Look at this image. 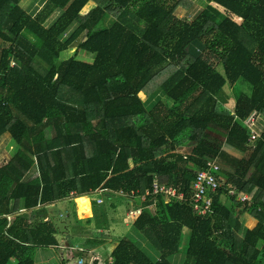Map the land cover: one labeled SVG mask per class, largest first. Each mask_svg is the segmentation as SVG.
<instances>
[{
  "label": "trees",
  "instance_id": "trees-1",
  "mask_svg": "<svg viewBox=\"0 0 264 264\" xmlns=\"http://www.w3.org/2000/svg\"><path fill=\"white\" fill-rule=\"evenodd\" d=\"M23 1L0 0V138L17 147L0 165V264H37L81 228L95 237L73 252L99 248L94 218L76 213L99 191L132 219L104 264H264V129L251 140L246 123L264 112V0H206L182 18L187 0ZM209 160L222 186L199 215L190 198ZM155 180L177 195L121 194ZM62 201L73 214L53 220Z\"/></svg>",
  "mask_w": 264,
  "mask_h": 264
},
{
  "label": "rangeland",
  "instance_id": "rangeland-1",
  "mask_svg": "<svg viewBox=\"0 0 264 264\" xmlns=\"http://www.w3.org/2000/svg\"><path fill=\"white\" fill-rule=\"evenodd\" d=\"M32 2V5L34 7L41 9L43 6L42 0H24L22 2L23 7H28L29 4ZM188 5H190V9L187 13L184 11H179L178 16L179 17H192L196 14L197 11L203 8V6L206 4V0H187ZM214 5V4H213ZM95 6L94 2H90L81 12V17L84 18L88 15V13L91 11V9ZM216 8H218L222 12H226L225 9L222 7L215 5ZM58 12H55L51 20L54 19L57 16ZM235 21L240 22L241 20L234 17ZM83 36L81 37V39ZM80 39V40H81ZM77 44H73L71 46V49L67 51V53H72L75 51ZM198 52V51H197ZM80 56V55H78ZM80 57H83L85 59L91 60L90 56H87L86 54H82ZM142 97H144L143 94H141ZM219 99L222 104L227 106L228 108L232 109L234 108L235 100L233 97V92L231 87L226 86L225 89L219 94ZM258 114H253L256 119H259L258 121V131L261 132L264 129V112H255ZM249 117L247 120H251L254 118V116ZM250 122V121H249ZM247 123V121H246ZM248 124V123H247ZM248 126L251 128L253 125L248 124ZM254 126V127H255ZM211 134H214V136H217L219 139L224 140V135L220 132L214 133L213 131ZM213 136V135H212ZM193 145H185L181 148H179L180 151L184 153H188L191 151ZM16 146H12L10 144V135L5 134L0 138V165H4V163L9 159L16 150ZM37 171L33 168L29 175L27 177H35L37 175ZM166 178H163V180ZM166 181V180H164ZM159 182V180H158ZM98 193H94L91 195H88L86 198L90 201V215H86L85 213H81L78 211V203L77 198H75L76 205V213L77 215L81 216L84 219L87 218H94V223L96 226V230L98 234H101L98 236V238H107L105 243H103L99 248H93L90 249L89 246L87 249L90 250H83L81 254L78 252H73L75 250H78L81 248L82 244L85 242V237L87 235H90L92 238L95 236L91 234V232L87 229H76L75 231H72L68 236H59V247H57L54 250L49 249L48 251H39L37 253V264H60L63 258H70L71 259V253L73 252V255H75V259L72 258V261L68 264H76V261L78 258L83 255V257L86 259L88 263H90L93 259H95L96 255L99 257L104 263L106 260L109 259L111 252L113 251L114 247L119 242L120 238L123 236H126L130 231L132 227V219L128 218L127 216V200L119 197L114 196H108L106 194H103L102 197L97 195ZM108 194V193H107ZM110 195V194H109ZM81 198V197H79ZM94 201H97V204H94ZM112 203L115 205V207L112 205ZM22 210L19 211L21 213ZM49 214L48 216L52 218L53 220L57 219H66V217L69 215L72 216L73 209L72 205L70 204V201H62L57 203L55 206H51L48 208ZM27 214L28 216H31L32 213L30 210H26L23 212ZM131 214V212H129ZM47 216V217H48ZM242 219L245 221L246 225H252V223H256V221L252 218H250L247 214L242 216ZM47 220V219H46ZM255 225V224H254ZM253 225V226H254ZM251 226V227H253ZM70 232V230L68 231ZM132 232V231H131Z\"/></svg>",
  "mask_w": 264,
  "mask_h": 264
},
{
  "label": "built area",
  "instance_id": "built-area-1",
  "mask_svg": "<svg viewBox=\"0 0 264 264\" xmlns=\"http://www.w3.org/2000/svg\"><path fill=\"white\" fill-rule=\"evenodd\" d=\"M247 123L253 125V127H251L250 139L254 140L256 139V137L259 136L258 130H256L254 127L255 125L254 118H252L251 120H247ZM220 170L221 167L216 160H209L208 168H206V170H200L196 173V179L193 188L194 190L191 195L190 201H192L194 210L199 215L206 214V212L210 209L212 202L211 195L213 193H216L218 188L222 186V184L218 181V179L214 175V172H219ZM231 193L234 194V191H232ZM121 194L125 195L126 197L140 199V201L143 202L147 197L151 195L156 196L158 194H163L167 196H176L177 192L174 188L164 184H160L157 182V180H155L152 184L151 190L146 189L143 192L135 191V192H131L130 194L121 192ZM240 197L242 200L247 199V196L243 194H241ZM180 198H183V195H180ZM129 215L133 216L135 215V212L131 211V214L129 213ZM67 260H70V258H67ZM76 264H104V263H102L101 259L97 257V255L95 259H93L90 263H88L86 259L83 257V255H81V257L78 258V260L76 261Z\"/></svg>",
  "mask_w": 264,
  "mask_h": 264
},
{
  "label": "crops",
  "instance_id": "crops-1",
  "mask_svg": "<svg viewBox=\"0 0 264 264\" xmlns=\"http://www.w3.org/2000/svg\"><path fill=\"white\" fill-rule=\"evenodd\" d=\"M97 195L102 197V194H101L100 191L98 192ZM112 204H113V203H112ZM252 219H253V218H252ZM253 221H254V219H253ZM254 222H256V221H254ZM254 224H255V223H252V225H249V226L247 225V226H248V227H251V226H253ZM117 244H118V243H117ZM116 246H117V245H116ZM116 246H115V247H116ZM115 247H114V249H115ZM114 249H112V250H114Z\"/></svg>",
  "mask_w": 264,
  "mask_h": 264
}]
</instances>
